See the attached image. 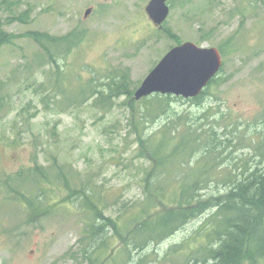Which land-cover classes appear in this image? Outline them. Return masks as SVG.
<instances>
[{
    "label": "rangeland",
    "instance_id": "1",
    "mask_svg": "<svg viewBox=\"0 0 264 264\" xmlns=\"http://www.w3.org/2000/svg\"><path fill=\"white\" fill-rule=\"evenodd\" d=\"M149 2L0 0V31L7 35L0 45V264H88L79 254L86 215L78 204L29 225L23 206L5 202L4 182L22 169L73 171L79 185L89 182L104 194V218L134 215L131 207L145 201L150 163L137 157L139 136L127 97L111 96L109 85L127 74L135 94L177 40L218 49L223 66L217 78L223 85L210 86L201 103L169 95L167 111L153 113L146 132L159 134L169 116L190 119V130L208 142L212 129L217 131L226 148L214 174L222 180L210 182L202 195L225 193L227 174L242 176V169L259 163L252 139H260L263 128L264 0H169L162 28L146 12ZM77 30L85 32L84 42L53 63L47 57L42 62L44 53L29 37H64ZM153 104L148 103L152 109ZM175 129L172 135L178 134ZM172 147L166 143L163 151ZM201 155L194 154L186 167L196 166ZM67 195L64 187L54 186L55 200ZM209 215L142 252L133 249L144 259L136 262L175 264L167 255L171 247L196 250L204 238L197 232Z\"/></svg>",
    "mask_w": 264,
    "mask_h": 264
},
{
    "label": "trees",
    "instance_id": "2",
    "mask_svg": "<svg viewBox=\"0 0 264 264\" xmlns=\"http://www.w3.org/2000/svg\"><path fill=\"white\" fill-rule=\"evenodd\" d=\"M166 34L174 38L171 30H166ZM29 37L44 53L42 62H46L47 57L53 63L60 54L65 55L80 46L86 34L77 30L64 37L41 33H31ZM6 41L7 35L0 31V45ZM177 45H181L179 40ZM128 79L124 74L117 81L112 80L109 88L111 96L127 97L139 136L140 156L137 157L150 163L144 175L145 201L131 207L134 215L129 217L127 212L121 220L104 218V194L89 182L79 185L73 171L65 172L57 166L36 165L10 176L2 189L5 202L23 206L29 225L42 224L63 211L66 204H78L80 213L86 215L79 254L88 264H104L106 259H110L111 264L137 263L141 257L136 258L133 249L142 252L152 243L159 244L207 213H210L207 221L197 232L204 237L203 244L194 251L186 250L185 244L175 245L169 250L168 259L175 264L264 263V162L260 160L264 159V113L260 139H252L256 158H259L256 167L253 164L242 169V176L227 174L223 183L225 193L202 195L201 191L210 182L222 180L221 174H214L222 157L220 152L226 148L219 142L217 131L212 129L208 142L190 130L193 128L190 119L169 116L170 121L159 134H148L145 128L148 118L153 117V113L167 111L169 95L156 94L137 102ZM213 85L220 87L223 80L214 78L200 96L190 101L201 103ZM151 101H155L156 109L149 107ZM141 104H145L146 109L140 107ZM173 127L177 135L171 134ZM166 143L173 146L169 152L163 151ZM198 151H202V155L196 166L186 167ZM54 186L69 191L64 201L53 198Z\"/></svg>",
    "mask_w": 264,
    "mask_h": 264
},
{
    "label": "water",
    "instance_id": "3",
    "mask_svg": "<svg viewBox=\"0 0 264 264\" xmlns=\"http://www.w3.org/2000/svg\"><path fill=\"white\" fill-rule=\"evenodd\" d=\"M168 1L150 0L146 8L158 28L164 26L170 14ZM89 13L90 10L86 15ZM222 66V55L218 49L186 42L172 48L162 58L136 90L134 99L140 101L156 94L184 99L197 98L218 76Z\"/></svg>",
    "mask_w": 264,
    "mask_h": 264
}]
</instances>
